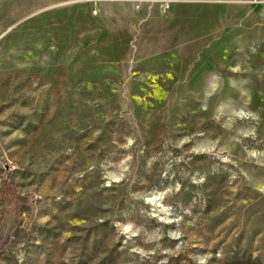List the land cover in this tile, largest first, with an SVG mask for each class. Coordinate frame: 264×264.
<instances>
[{
    "label": "rangeland",
    "instance_id": "rangeland-1",
    "mask_svg": "<svg viewBox=\"0 0 264 264\" xmlns=\"http://www.w3.org/2000/svg\"><path fill=\"white\" fill-rule=\"evenodd\" d=\"M0 264H264V6L0 0Z\"/></svg>",
    "mask_w": 264,
    "mask_h": 264
},
{
    "label": "built area",
    "instance_id": "built-area-1",
    "mask_svg": "<svg viewBox=\"0 0 264 264\" xmlns=\"http://www.w3.org/2000/svg\"><path fill=\"white\" fill-rule=\"evenodd\" d=\"M131 2L135 9L141 10L143 5H158L163 11L169 10L177 0H127ZM247 3L256 6H264V0H249Z\"/></svg>",
    "mask_w": 264,
    "mask_h": 264
},
{
    "label": "trees",
    "instance_id": "trees-1",
    "mask_svg": "<svg viewBox=\"0 0 264 264\" xmlns=\"http://www.w3.org/2000/svg\"><path fill=\"white\" fill-rule=\"evenodd\" d=\"M2 193L4 197H12L15 195L13 190V180H11V185H8L6 182L3 183Z\"/></svg>",
    "mask_w": 264,
    "mask_h": 264
},
{
    "label": "crops",
    "instance_id": "crops-1",
    "mask_svg": "<svg viewBox=\"0 0 264 264\" xmlns=\"http://www.w3.org/2000/svg\"><path fill=\"white\" fill-rule=\"evenodd\" d=\"M180 1H200V0H180ZM217 1L247 3V1H249V0H217ZM139 13H140V14H144V15H146L147 18H148V16L151 15V12H146V11L138 12L137 14H139ZM149 13H150V14H149ZM148 14H149V15H148ZM156 14H158V12L155 13L154 15H156ZM150 17H151V16H150ZM149 19H151V18H149Z\"/></svg>",
    "mask_w": 264,
    "mask_h": 264
}]
</instances>
